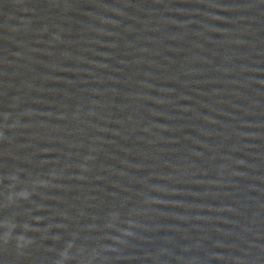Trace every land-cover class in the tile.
<instances>
[{
	"label": "water",
	"instance_id": "1",
	"mask_svg": "<svg viewBox=\"0 0 264 264\" xmlns=\"http://www.w3.org/2000/svg\"><path fill=\"white\" fill-rule=\"evenodd\" d=\"M0 264H264V0H0Z\"/></svg>",
	"mask_w": 264,
	"mask_h": 264
},
{
	"label": "clouds",
	"instance_id": "2",
	"mask_svg": "<svg viewBox=\"0 0 264 264\" xmlns=\"http://www.w3.org/2000/svg\"><path fill=\"white\" fill-rule=\"evenodd\" d=\"M27 227V226H26ZM8 237L7 235L5 236V241H7ZM20 239H23V237H21Z\"/></svg>",
	"mask_w": 264,
	"mask_h": 264
}]
</instances>
